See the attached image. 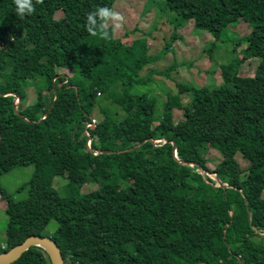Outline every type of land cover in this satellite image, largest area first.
I'll return each mask as SVG.
<instances>
[{
	"label": "trees",
	"instance_id": "16d2710c",
	"mask_svg": "<svg viewBox=\"0 0 264 264\" xmlns=\"http://www.w3.org/2000/svg\"><path fill=\"white\" fill-rule=\"evenodd\" d=\"M113 1L0 0V176L35 167L27 198L0 185V253L39 235L50 237L64 264H264V0H147V9L173 14L160 55L184 39L178 29L191 13H201L195 27L216 38L209 53L233 24L251 29L233 42L221 86L175 79L159 117L157 99L133 88L154 79L156 67L139 73L163 56L147 37L125 44L114 36L105 26ZM251 59L263 63L253 77L240 76ZM182 66L174 61L160 73L171 79ZM29 87L36 97L27 104ZM185 93L191 98L182 103ZM210 150L222 158L213 172ZM55 177L68 181L64 196ZM87 184L96 189L82 192ZM12 264L51 262L30 247Z\"/></svg>",
	"mask_w": 264,
	"mask_h": 264
},
{
	"label": "rangeland",
	"instance_id": "374dc122",
	"mask_svg": "<svg viewBox=\"0 0 264 264\" xmlns=\"http://www.w3.org/2000/svg\"><path fill=\"white\" fill-rule=\"evenodd\" d=\"M147 0H114L113 12L106 20V27H113L114 36L120 38L125 44H131L135 38L147 37L148 44H150L153 55L163 56L159 61L153 63L154 58L150 63L144 66L140 71L142 77L153 67H156L159 72L154 74V79H151L147 85L141 84L133 88L134 93H149L157 99L155 105L154 116L159 117L163 109V103L166 101L167 89H171L173 81L178 80L179 83H184L188 86L201 88V87H218L222 83V65L229 63L235 57L234 49L235 43L241 40V38L248 36L251 33V29L243 21L233 24V30L219 41L211 53L207 51L212 43H215L216 38L207 31L198 30L195 27V20L201 18V13H191L189 20L182 29H178V32L184 37L183 40H177L173 43V50L169 51L166 56L160 55L162 48L166 41L171 37L175 25L172 23L173 14L171 12L161 14L157 7L150 6L149 9L145 7ZM61 17L60 12L55 13V19ZM150 32H153L150 35ZM245 45H242L237 53L242 55V50L245 49ZM157 56V58H158ZM242 57V56H241ZM174 61L183 63V66L174 71L167 78L160 71L170 66ZM190 65H188V64ZM263 61L259 59H251L243 62L240 68L239 75L242 77H253L258 66ZM185 65V66H184ZM59 73L68 77L72 76V72L67 69H60ZM176 89V84L174 82ZM27 104L31 103L35 97V90L33 87L28 89ZM189 94L185 93L181 95V102L186 103L190 100ZM181 113L174 111V120L181 119ZM156 144L159 142L156 141ZM208 161L207 168L213 172L216 167L221 163V156L217 151L210 150L206 154ZM238 161L244 167L246 162L242 160L241 156H238ZM35 167H17L4 173L0 176V185L5 191L13 196L15 200L27 198V188L24 187L31 181L34 174ZM216 181L212 175L208 176ZM217 182V181H216ZM68 181L64 178L55 177L54 187L60 192L61 195H65L64 186ZM94 186V187H93ZM216 187H219L216 186ZM96 186L93 184L86 185L82 188V192H90L95 190ZM264 198V193H263ZM5 202L0 199V248H4L6 245V225L7 217L4 213ZM57 224L55 221H50L47 225L44 233L52 235Z\"/></svg>",
	"mask_w": 264,
	"mask_h": 264
},
{
	"label": "water",
	"instance_id": "95a60500",
	"mask_svg": "<svg viewBox=\"0 0 264 264\" xmlns=\"http://www.w3.org/2000/svg\"><path fill=\"white\" fill-rule=\"evenodd\" d=\"M56 98L54 103L56 102ZM20 100L14 104V108L17 110ZM52 105L51 109L53 108ZM50 112V111H49ZM143 143V142H142ZM174 154L177 155L176 145L173 142ZM184 164L189 165L190 163L185 162ZM30 247H38L42 249L49 257L51 264H64L62 253L56 246V244L50 239V237H42L39 235H32L27 237L23 242L18 245H15L2 253H0V264H12L19 260L21 256L26 252Z\"/></svg>",
	"mask_w": 264,
	"mask_h": 264
},
{
	"label": "clouds",
	"instance_id": "9594fccd",
	"mask_svg": "<svg viewBox=\"0 0 264 264\" xmlns=\"http://www.w3.org/2000/svg\"><path fill=\"white\" fill-rule=\"evenodd\" d=\"M247 26H249L248 24H246ZM250 27V26H249ZM219 183V182H218Z\"/></svg>",
	"mask_w": 264,
	"mask_h": 264
},
{
	"label": "built area",
	"instance_id": "2783aa9c",
	"mask_svg": "<svg viewBox=\"0 0 264 264\" xmlns=\"http://www.w3.org/2000/svg\"><path fill=\"white\" fill-rule=\"evenodd\" d=\"M88 144H89V142H88Z\"/></svg>",
	"mask_w": 264,
	"mask_h": 264
}]
</instances>
